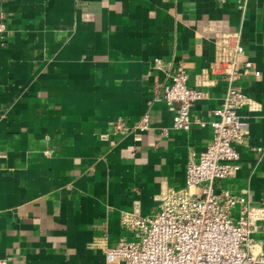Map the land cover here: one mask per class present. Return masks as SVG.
Masks as SVG:
<instances>
[{
    "label": "crops",
    "instance_id": "crops-1",
    "mask_svg": "<svg viewBox=\"0 0 264 264\" xmlns=\"http://www.w3.org/2000/svg\"><path fill=\"white\" fill-rule=\"evenodd\" d=\"M246 6L0 0L7 26L0 40V259L107 264L106 249L137 241L122 216L157 214L168 191L186 188L188 164L212 140L209 124L227 88L212 64L218 39L233 33L245 51L240 62L253 64L237 83L250 100L240 111L249 133L236 147L239 171L216 187L248 196L255 208L251 253L264 255V0ZM156 60L166 72L154 68ZM178 66L190 87L206 94L192 109L204 128L171 130L173 113L151 102ZM145 115L148 131L115 132L120 120L130 127Z\"/></svg>",
    "mask_w": 264,
    "mask_h": 264
},
{
    "label": "built area",
    "instance_id": "built-area-1",
    "mask_svg": "<svg viewBox=\"0 0 264 264\" xmlns=\"http://www.w3.org/2000/svg\"><path fill=\"white\" fill-rule=\"evenodd\" d=\"M225 2L226 0H219ZM247 0H238V8L246 11ZM7 32L0 22V40ZM244 47L239 33L226 34L217 41L212 72L224 77L227 88L220 108L214 110L215 120L209 125L212 140L198 161L188 164L186 188L170 190L161 199L160 210L150 217L125 214L122 226L135 233L138 240H120L105 250L107 264H264V255L251 253L255 233V208L247 195L217 190V182L232 178L240 169L236 149L244 145L249 124L240 115L249 105V97L237 86L253 69L249 61L240 62ZM154 68L166 72L156 60ZM260 77L259 71H254ZM168 82L159 85L151 102L163 104L173 113L171 130L189 132L192 124L201 128L207 123L193 117L192 109L206 94L189 85L183 66L167 74ZM150 129L149 118L143 116L133 126L124 120L115 125V132L129 135ZM165 135L169 130H164ZM110 141L109 135L102 136ZM114 145V142H112ZM253 150L260 152L261 148ZM238 209L236 215L233 211ZM0 264H8L0 259Z\"/></svg>",
    "mask_w": 264,
    "mask_h": 264
}]
</instances>
